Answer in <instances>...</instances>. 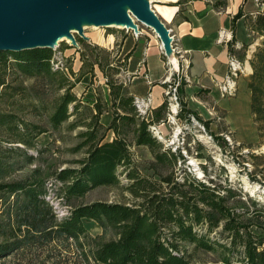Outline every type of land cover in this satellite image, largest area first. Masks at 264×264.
Masks as SVG:
<instances>
[{
	"label": "rangeland",
	"instance_id": "rangeland-1",
	"mask_svg": "<svg viewBox=\"0 0 264 264\" xmlns=\"http://www.w3.org/2000/svg\"><path fill=\"white\" fill-rule=\"evenodd\" d=\"M206 1V0H204ZM215 9L225 8L231 0H207ZM183 3L179 19L185 16L188 0H176L174 2H150V9L155 12L159 21L166 30H172L169 35L172 38L171 47L179 65L180 71H173V64L160 50L161 43L153 30L137 23L140 34L115 26L95 28L89 27L83 31V36L73 33L74 44L61 40L58 46L52 47L54 59L51 65L58 70L59 78L66 83V91L74 95L78 112L63 123L59 128L53 129L49 124V116L58 104L64 90L46 86L36 80H23L13 84L18 90L11 95L0 97V113H11L16 118L27 124L37 126L42 130L34 139V147L27 148L20 144L4 143L8 146H19L26 151L27 158H12L16 160L14 171L2 183H12L27 180L42 191V198L56 221L70 215L77 206L87 205L93 202L121 203L130 205L131 195L126 190L128 180L121 176L116 187H98L89 191L84 197H67L65 183L56 178V174L64 169H77V163L86 156V148L80 147L83 139L80 134L86 130L85 124L93 120L94 129L98 138L102 141H110L114 137L124 139L130 150L133 167L143 178L156 182L166 187L165 179L174 182L196 179L209 186L215 187L221 197L224 198V206L236 216V224L242 227L244 232L252 236L254 240L264 247V131L262 138L252 121L250 112V92L247 89V81L252 70L245 66V73L237 80V93L234 97H221L226 111L217 107L213 109L206 105V109L199 110L188 107L189 102L184 100V86H187L182 78L177 42L174 39L172 21L173 10L169 7ZM250 4L254 12L261 14L260 0L256 4L254 0H245ZM167 9L172 13L170 20L164 21L160 10ZM260 10V11H259ZM245 13V27L237 26L236 35L243 43V48L235 49L234 54L243 63L252 59L256 48L262 43L261 32L257 29L256 17ZM236 30V27H235ZM132 38L139 42L156 40L158 44H151L164 60L166 77H169L163 93L176 88V101L170 92L164 96L166 110L159 112L156 109L142 118L148 127L159 132L161 139H156L160 146L159 153H164L162 159H158L145 146L135 142V125L121 124L116 120L117 115L124 114L118 107L114 94L119 89L121 95L132 97L138 92H144L150 86L145 84L146 79L143 68V59L153 73L162 74L163 70L154 57V51L142 55L140 50L134 52L135 47L147 48L148 44H130ZM126 39H128L126 41ZM141 52V53H140ZM134 57L131 61L130 57ZM245 64V63H244ZM174 65V66H175ZM177 66L175 69H177ZM171 71V72H170ZM141 73V76H137ZM171 74V76L169 75ZM137 74V75H136ZM139 77V78H135ZM165 80L163 77L160 81ZM138 83V85H137ZM260 94V105L264 117V84ZM20 90V91H19ZM162 103V104H163ZM177 104V115L172 120L168 115L172 112V106ZM180 108H183L182 111ZM139 121V119H138ZM264 126V119L259 121ZM113 126V129L110 128ZM0 128V138L3 142L9 136V132ZM153 136V134H151ZM23 153V152H20ZM25 153V152H24ZM88 235L97 241L115 239L112 232L104 233L95 222H85ZM25 230V231H24ZM21 232H26L25 228ZM217 229L210 235L221 246L232 247L226 235L219 233ZM19 236L22 233L17 232ZM190 264H223L222 250L206 252L194 250L186 246ZM82 249L73 242H55L49 245L31 247L12 256L0 260V264H93L83 259ZM241 253L236 246L234 253ZM229 254V253H228ZM232 261L237 256L230 257Z\"/></svg>",
	"mask_w": 264,
	"mask_h": 264
},
{
	"label": "trees",
	"instance_id": "trees-1",
	"mask_svg": "<svg viewBox=\"0 0 264 264\" xmlns=\"http://www.w3.org/2000/svg\"><path fill=\"white\" fill-rule=\"evenodd\" d=\"M241 17L239 12L234 20ZM256 25L262 43L249 61L252 73L246 85L250 92L252 121L258 137L262 138L264 126L259 121L264 119L260 105L264 84V3L261 14L256 17ZM233 45L232 39L229 53H232ZM54 54L51 48L0 52V97L15 93L18 89L13 84L20 79H33L64 90L66 93L61 95L48 119L50 126L57 129L78 112V107L74 95L66 91V83L59 78L58 70L51 65ZM114 99L124 111L116 116V120L121 124L135 125L136 144L149 148L156 158L162 159L164 153H159L158 142L138 115L134 98L121 95L117 89ZM164 110L165 103L156 109V116ZM85 126L86 130L80 134L83 139L80 147L86 148V156L77 162L80 167L56 174V178L65 183V194L81 198L98 187L118 186L119 178L124 176L128 180L126 190L132 203L80 205L69 216L56 221L42 198V191L32 183L27 180L2 183L14 171L16 160L11 162V159L27 158L22 149L34 147V139L42 130L20 122L11 113H0V128L9 132L5 139L14 141L3 142L0 138V260L31 247L71 241L82 249L87 247L83 259L87 263L91 260L93 264H190L186 246L206 252L220 249L223 264H264L263 244L235 223V214L224 206V198L215 187L196 179L181 183L165 179L168 188H163L139 175L124 139L114 137L102 141L94 129L93 120ZM4 143H16L24 148ZM90 221L104 233L112 232L115 239L97 241L90 237L85 227V222ZM22 228L26 229L25 233L21 232ZM217 229L226 235L232 247L221 246L210 238ZM236 246L241 253H234ZM233 255L237 256L234 261L230 258Z\"/></svg>",
	"mask_w": 264,
	"mask_h": 264
},
{
	"label": "crops",
	"instance_id": "crops-1",
	"mask_svg": "<svg viewBox=\"0 0 264 264\" xmlns=\"http://www.w3.org/2000/svg\"><path fill=\"white\" fill-rule=\"evenodd\" d=\"M169 7L173 10L172 21L175 23L173 28V37L177 42L179 50V59L185 63L186 69L181 70L182 78L187 77V86H184V100L189 102L190 108L195 107L199 110L213 109L217 107L220 110L226 111V107L223 104V99L220 98L217 90L218 84L223 80L227 73V60L230 55H235L234 51L236 46L241 47L245 43L248 34L246 33L245 41H241L237 35V26L241 25L245 27V11L249 15H259V12H254L252 6L245 2V0H231L225 8L215 9L211 2L207 0H188L187 6L185 7L186 12H182L185 16L183 19H179L180 13L176 10H181L184 6ZM262 10V8H261ZM260 11V10H259ZM171 11L160 10V15L164 21H169L172 13ZM241 12L242 17L238 20H234V17ZM156 14V13H155ZM236 27V30H235ZM219 30H224L230 33L231 39L229 42L223 44H217V33ZM172 31V30H171ZM234 40L232 53H229V43ZM128 39H126L127 41ZM130 44H148L147 48L141 46L135 47V52L140 50L142 55H147L150 51H154V57L157 58L158 63L162 67L163 73H153L147 62L143 59V71L146 75L145 84L150 86L144 92H138L135 97H145L149 95L151 97L152 108L157 109L164 102V93L162 85H167L169 77H166V71L164 68V60L160 54L156 51L155 47L151 44H158L156 40H150L148 42H139L138 39L132 38ZM140 52V53H141ZM134 57H130V61ZM245 66H249L248 62L245 61ZM185 67V66H184ZM170 74V73H169ZM137 75V74H136ZM137 76H141L139 73ZM165 77V83H161V79ZM139 78V77H135ZM164 81V80H163ZM138 85V83H137ZM161 85V86H160ZM192 106V107H191ZM227 112V111H226Z\"/></svg>",
	"mask_w": 264,
	"mask_h": 264
},
{
	"label": "water",
	"instance_id": "water-1",
	"mask_svg": "<svg viewBox=\"0 0 264 264\" xmlns=\"http://www.w3.org/2000/svg\"><path fill=\"white\" fill-rule=\"evenodd\" d=\"M124 6L134 21L166 38L168 30L143 0H0V52L52 48L54 39L68 34L69 23L80 29L81 15L96 26L124 23L134 31Z\"/></svg>",
	"mask_w": 264,
	"mask_h": 264
},
{
	"label": "built area",
	"instance_id": "built-area-1",
	"mask_svg": "<svg viewBox=\"0 0 264 264\" xmlns=\"http://www.w3.org/2000/svg\"><path fill=\"white\" fill-rule=\"evenodd\" d=\"M254 1L256 4L260 3V0H254ZM262 7H263V3L260 4V8H262ZM168 32L170 33L171 30H168ZM138 34H140V33H135L134 37H137ZM230 39H231L230 33H227L224 30H219L217 33L216 43L217 44H223V43L229 42ZM239 48L240 47L236 46V49H239ZM160 50L163 53L161 46H160ZM172 51L174 53L175 49L173 48ZM176 54H179V50L177 51ZM226 65H227V73L224 76L223 80L218 84L217 90H218L219 95L221 97L231 98V97H234L237 93V80L241 76L244 75L245 64L241 60H239V58H237L235 55H230L228 60H227ZM172 67H173V69H172L173 71H175L177 73L180 71L179 65L177 66V69H175L174 66H172ZM183 68L186 69L185 63H183L181 65V70H183ZM180 74H182V73L180 72ZM169 75L171 76V74H169ZM184 81L188 82L187 77H184ZM165 82H166L165 80L162 81L163 84ZM176 88H177V86H174L172 88V90L170 91V92H172V96H174V98H173L174 101H176V97H175ZM170 92L165 91L164 96H167ZM133 104L136 107L137 113L141 117V119L144 118V116H146L147 114L151 113V111L153 110L152 103H151V97L149 95H147L145 97H141V98L135 97L133 99ZM177 106H178L177 104L172 106V108H173L172 112H171V114L168 115L169 119L173 120L176 117L177 112H175L176 111L175 109ZM148 129H149L150 133L153 134L154 138L161 139L159 132L156 129H154L152 127H148Z\"/></svg>",
	"mask_w": 264,
	"mask_h": 264
},
{
	"label": "bare ground",
	"instance_id": "bare-ground-1",
	"mask_svg": "<svg viewBox=\"0 0 264 264\" xmlns=\"http://www.w3.org/2000/svg\"><path fill=\"white\" fill-rule=\"evenodd\" d=\"M151 1H157V2H174L176 0H143V2L146 4L147 8H148V11L150 13H152L154 16L155 15V12H153L151 9H150V2ZM129 17L130 21H131V24H132V28H133V32L134 33H140V30L138 28V26L136 25V21H134V17L131 16L130 14V10L127 6H124L123 9H122ZM157 17V16H156ZM79 21H80V29H76L73 27V25L71 23L68 24L67 26V32L68 34L67 35H60L58 38L54 39L53 42H52V47H56L58 46V43L61 41V40H67V41H70L69 43L71 44H74V37H73V33H78L79 35H82L83 36V31L86 29V28H89V27H93L95 28L96 25L88 22L82 15L79 16ZM109 27L111 26H115V27H118V28H121V29H125V30H129V27H127L124 23H115V22H112L108 25ZM144 26H147L144 24ZM149 27L151 30H153V32L155 33L156 37L157 38H161V36L159 34H157L154 30V28H152L151 26H147ZM168 33V31H166ZM171 40L172 38L170 37L169 33L168 35L166 36L165 39H162V42L161 43V48L162 50H164V53L165 55L168 57L169 61L173 64V66L176 64V61L174 59V55H173V51H172V48H171ZM177 65L174 66V68L176 67Z\"/></svg>",
	"mask_w": 264,
	"mask_h": 264
},
{
	"label": "flooded vegetation",
	"instance_id": "flooded-vegetation-1",
	"mask_svg": "<svg viewBox=\"0 0 264 264\" xmlns=\"http://www.w3.org/2000/svg\"><path fill=\"white\" fill-rule=\"evenodd\" d=\"M182 4L181 3H179V2H177V4L175 5V6H181ZM181 10H176V15H177V13H179Z\"/></svg>",
	"mask_w": 264,
	"mask_h": 264
}]
</instances>
